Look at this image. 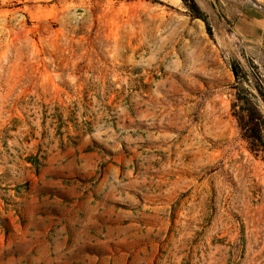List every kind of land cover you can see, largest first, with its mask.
<instances>
[{
  "label": "rangeland",
  "instance_id": "obj_1",
  "mask_svg": "<svg viewBox=\"0 0 264 264\" xmlns=\"http://www.w3.org/2000/svg\"><path fill=\"white\" fill-rule=\"evenodd\" d=\"M191 2L0 0V264H264V52Z\"/></svg>",
  "mask_w": 264,
  "mask_h": 264
},
{
  "label": "trees",
  "instance_id": "obj_2",
  "mask_svg": "<svg viewBox=\"0 0 264 264\" xmlns=\"http://www.w3.org/2000/svg\"><path fill=\"white\" fill-rule=\"evenodd\" d=\"M187 0H184L186 2ZM190 9L196 7L191 0ZM233 116L237 121V128L241 138L246 142L249 152L264 154V118L260 112L259 105L254 96L245 89L240 82L234 86ZM256 93L261 97L264 104V98L258 87H254Z\"/></svg>",
  "mask_w": 264,
  "mask_h": 264
},
{
  "label": "crops",
  "instance_id": "obj_3",
  "mask_svg": "<svg viewBox=\"0 0 264 264\" xmlns=\"http://www.w3.org/2000/svg\"><path fill=\"white\" fill-rule=\"evenodd\" d=\"M235 35L264 52V0H221Z\"/></svg>",
  "mask_w": 264,
  "mask_h": 264
},
{
  "label": "bare ground",
  "instance_id": "obj_4",
  "mask_svg": "<svg viewBox=\"0 0 264 264\" xmlns=\"http://www.w3.org/2000/svg\"><path fill=\"white\" fill-rule=\"evenodd\" d=\"M258 178H259V177H258ZM262 178H263V177H262ZM259 180H260V179H259ZM261 180H262V179H261ZM256 182H257V181H256ZM262 182H263V184H261V185H264V181H262ZM262 182H261V183H262ZM257 183H258V182H257ZM257 183H256V184H257ZM261 187H263V186H261Z\"/></svg>",
  "mask_w": 264,
  "mask_h": 264
}]
</instances>
